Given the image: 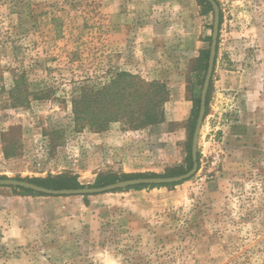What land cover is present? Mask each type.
I'll return each instance as SVG.
<instances>
[{
    "label": "rangeland",
    "instance_id": "374dc122",
    "mask_svg": "<svg viewBox=\"0 0 264 264\" xmlns=\"http://www.w3.org/2000/svg\"><path fill=\"white\" fill-rule=\"evenodd\" d=\"M217 2L216 60L195 175L163 193L123 196L108 206L109 216L79 210L75 226L54 238L56 262L264 264V0ZM212 28L213 12L205 14L197 0H0V45L14 43L29 83L52 91L47 100L29 96L27 106H13L12 56L0 52V178L69 174L91 188L99 175L185 168L190 113L197 102L199 109L205 78L198 60ZM111 69L167 87L157 127L73 129L72 83ZM0 192L13 195L7 187ZM29 249L9 252L0 244V264L38 260Z\"/></svg>",
    "mask_w": 264,
    "mask_h": 264
},
{
    "label": "trees",
    "instance_id": "16d2710c",
    "mask_svg": "<svg viewBox=\"0 0 264 264\" xmlns=\"http://www.w3.org/2000/svg\"><path fill=\"white\" fill-rule=\"evenodd\" d=\"M197 2L204 9L205 14L212 12L211 6L205 0H197ZM214 2L218 5L217 0H214ZM11 30L12 33L16 35L15 33H17V28L13 27ZM0 50V52L8 50V54L12 56L10 59L7 57L8 63L10 64V67H8L7 70L12 76V84L9 92L12 95L11 100L13 106H27L30 100L29 96H31V99L34 101L47 100L52 91H50L49 88L42 82L34 85L29 83L27 77L28 71L23 67V63L19 62L15 57L18 47H15L14 43H10L8 45L1 44ZM208 55L209 50H203L201 51L200 58L198 60V72L203 77L205 76L207 70ZM21 92L26 95L20 99L17 96V93ZM208 96L209 91L206 95V105ZM167 97L168 89L163 83L158 81H152L149 83L137 75H133L123 70H108L104 73V77L101 79H98L97 77H89L85 78L83 81L72 83V87L69 92V104L73 129L76 131L89 130L94 133H105L109 131L113 125L119 126L122 131H136L155 128L161 122L162 107L167 101ZM197 114L198 102L194 104L190 113V131L185 168H180L173 174L162 176L122 175L121 177H116L114 175H99L96 177V180L91 188H99L119 181L134 178L176 177L190 171L192 168L190 151L191 140ZM0 179L6 178L2 177ZM18 181H25L51 190L84 188V186L77 181L76 177L69 174L48 177L45 180L38 181L19 179ZM182 183L150 187L139 186L131 187L125 190L138 191L146 188L152 189L176 186ZM11 190L14 196L48 197L23 189L11 188ZM114 192H121V190ZM86 197L87 196H85L84 199Z\"/></svg>",
    "mask_w": 264,
    "mask_h": 264
},
{
    "label": "crops",
    "instance_id": "0c3cea01",
    "mask_svg": "<svg viewBox=\"0 0 264 264\" xmlns=\"http://www.w3.org/2000/svg\"><path fill=\"white\" fill-rule=\"evenodd\" d=\"M178 110L176 109L175 115L179 113ZM158 192H166V189L106 193L88 197L86 200L80 196L22 197L0 192L1 246L9 252L29 247L31 250L33 246L36 249L33 254H40L38 260L24 256L5 264H62L54 260L58 252L54 238L64 228L75 226L74 218L79 217V210L86 215L96 213L99 217L109 216L111 213L107 209L108 206L119 204L123 196L150 195ZM90 219L88 217L86 220ZM90 222H93V219Z\"/></svg>",
    "mask_w": 264,
    "mask_h": 264
},
{
    "label": "water",
    "instance_id": "95a60500",
    "mask_svg": "<svg viewBox=\"0 0 264 264\" xmlns=\"http://www.w3.org/2000/svg\"><path fill=\"white\" fill-rule=\"evenodd\" d=\"M205 1L212 8L213 28H212V37L209 48L208 61H207V70L205 73V78L201 89L200 104H199L197 119L195 122L194 132L191 141L192 168L190 171L176 177L134 178L124 181H119L99 188L51 190L32 183L13 180V179H0V187L23 189V190L31 191L33 193L45 195L48 197L95 196V195L106 194L118 190L128 189L131 187H139V186L150 187V186L178 184L190 179L193 175H195L197 171V142L205 115V99L215 62L217 37H218V25H219V8L217 4L214 2V0H205Z\"/></svg>",
    "mask_w": 264,
    "mask_h": 264
}]
</instances>
